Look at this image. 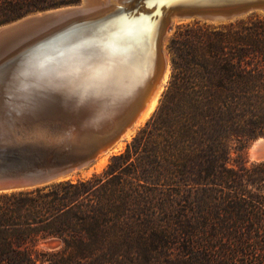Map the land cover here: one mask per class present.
I'll return each instance as SVG.
<instances>
[{
  "label": "trees",
  "instance_id": "trees-1",
  "mask_svg": "<svg viewBox=\"0 0 264 264\" xmlns=\"http://www.w3.org/2000/svg\"><path fill=\"white\" fill-rule=\"evenodd\" d=\"M79 0H0V25ZM171 45L160 104L99 174L0 192V264H264V17Z\"/></svg>",
  "mask_w": 264,
  "mask_h": 264
},
{
  "label": "bare ground",
  "instance_id": "bare-ground-1",
  "mask_svg": "<svg viewBox=\"0 0 264 264\" xmlns=\"http://www.w3.org/2000/svg\"><path fill=\"white\" fill-rule=\"evenodd\" d=\"M128 1L82 0L105 17L50 45L0 82V143L17 148L65 142L71 153H85L125 126L149 95L112 146L96 157L98 165L104 164L106 155L130 137L158 102L168 77L163 44L171 19L183 10L249 0H137V16L126 10L132 5ZM167 9L174 14L165 19ZM157 43L163 67L150 92Z\"/></svg>",
  "mask_w": 264,
  "mask_h": 264
},
{
  "label": "water",
  "instance_id": "water-1",
  "mask_svg": "<svg viewBox=\"0 0 264 264\" xmlns=\"http://www.w3.org/2000/svg\"><path fill=\"white\" fill-rule=\"evenodd\" d=\"M136 2L137 0L128 1L132 5L126 10L131 16L134 14L137 16L139 13V6L135 7ZM219 6L218 8H192L179 11V14L182 16L195 15L210 20H230L253 9L264 11V0L241 1L230 7ZM165 13L163 14L165 19L174 14L170 9H167ZM98 14L97 11L90 10L88 6H83L81 2L78 5L45 9L0 25V82L9 79L21 63L33 59L35 55L50 45L77 30L100 22L105 16H98ZM108 14L110 12L105 15ZM150 14L151 17L158 16L157 13ZM159 44L155 45L157 63H155V72L149 79L150 92L157 84L163 67L160 62ZM146 100L141 103L125 126L134 120ZM125 126L119 127L107 139L85 153H71L69 145L65 142L59 146H46L42 142H34L28 147L19 146L17 148L0 143V192L46 184L88 166L99 154L112 146ZM93 129L96 130V127ZM259 138L263 140L255 141L250 147L248 152L250 160L264 161V136Z\"/></svg>",
  "mask_w": 264,
  "mask_h": 264
},
{
  "label": "rangeland",
  "instance_id": "rangeland-1",
  "mask_svg": "<svg viewBox=\"0 0 264 264\" xmlns=\"http://www.w3.org/2000/svg\"><path fill=\"white\" fill-rule=\"evenodd\" d=\"M82 2V0H79L78 3L75 4H67V5H78ZM62 6H66V5H62ZM62 6H58V7H62ZM56 8V7H53ZM47 9H51V8H47ZM45 10V9H43ZM42 11V10H39ZM36 11V12H39ZM35 12H31V13H27L25 15L28 14H32ZM23 15V16H25ZM21 16V17H23ZM186 17V18H185ZM256 17H264V11L260 10V9H253L241 16H237L233 19L230 20H210V19H205L202 17H198V16H175V18H173V20L171 19V21L168 23V31L166 33L165 39H164V49H165V54H166V59H167V63H168V77L166 79V82L163 86V89L160 93V96L158 98V102L154 108V110L151 112V114L140 124L138 125L134 132L130 135L129 138H125L122 140V145L119 147H116L115 149L111 150L107 155H106V160L105 163L102 165H98V163L96 162V160H94L91 164H89L88 166L81 168L79 170H75L73 172H71L70 174H68L67 176H64L60 179L54 180L52 182L55 181H60V180H67L70 179L72 181H76V180H85L90 178L93 174H99L102 172V170L110 163V159L113 155H117L121 152L124 151V149L126 148V145L128 143L131 142V140L133 139V137L135 135H137V133L139 132V130L145 126L146 121H148L151 116L154 114L155 110L157 109L158 105L160 104V99L162 97V93L163 91L167 88V85L169 83V80L171 78L172 75V70H173V61H174V54L172 52L171 49V45H177L178 43H180L182 37L181 34H184L188 31H194L196 29H204L206 24L211 25L214 28H218L219 25L221 24H228V23H233L234 21L238 20V19H245V21H249V20H254V18ZM20 18V17H19ZM18 19V18H16ZM15 19V20H16ZM178 19V20H177ZM14 21V20H12ZM10 21V22H12ZM9 23V22H7ZM6 24V23H5ZM3 25V24H2ZM262 137V136H259ZM257 137L256 139L251 140L248 145L246 146L245 150H244V154L246 159L248 160V162H254L253 160H250L248 158V152L250 150L251 145L259 138ZM51 183V182H49ZM46 183V184H49ZM45 185V184H42ZM39 185V186H42ZM34 187L31 188H26V189H32ZM13 191H18V190H12V191H3V192H13Z\"/></svg>",
  "mask_w": 264,
  "mask_h": 264
}]
</instances>
